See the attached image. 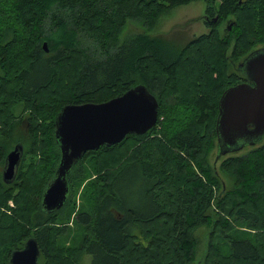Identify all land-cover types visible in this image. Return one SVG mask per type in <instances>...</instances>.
<instances>
[{
	"label": "trees",
	"instance_id": "trees-1",
	"mask_svg": "<svg viewBox=\"0 0 264 264\" xmlns=\"http://www.w3.org/2000/svg\"><path fill=\"white\" fill-rule=\"evenodd\" d=\"M196 1L207 4L209 33L184 45L147 33L120 43L129 21L153 30L164 14ZM263 47L264 0H0V130L10 142L0 133V158L19 142L14 132L26 113L24 157L52 151L21 178L23 158L11 185L0 177V204L16 206L0 224V246L11 243L0 264L30 238L41 247L39 264H76L67 254L73 250L53 246L64 209L41 210L61 157L55 119L67 105L104 103L141 84L158 99L157 126L88 152L69 175L70 184L82 183L86 158L96 163L94 202L75 218L86 231L78 254L91 255L92 264H125L134 252L131 264H193V233L206 226L204 264H264V146L222 160L218 170L232 173L235 188L221 201L218 171L205 155L206 142L217 140L223 93L244 82L238 65ZM129 142L137 148L122 160ZM110 152L111 162L99 156Z\"/></svg>",
	"mask_w": 264,
	"mask_h": 264
},
{
	"label": "water",
	"instance_id": "water-1",
	"mask_svg": "<svg viewBox=\"0 0 264 264\" xmlns=\"http://www.w3.org/2000/svg\"><path fill=\"white\" fill-rule=\"evenodd\" d=\"M42 47L49 52L46 42ZM238 71L244 82L227 89L219 101L216 161L264 141V47L249 54ZM159 110L158 99L143 84L104 103L63 107L54 132L61 157L43 191L42 212L51 215L65 207L71 190L69 175L88 152L118 145L129 135H146L157 126ZM23 158L24 145L19 143L5 159V184L16 181ZM41 255L38 241L30 238L12 252L9 264H39Z\"/></svg>",
	"mask_w": 264,
	"mask_h": 264
},
{
	"label": "rangeland",
	"instance_id": "rangeland-1",
	"mask_svg": "<svg viewBox=\"0 0 264 264\" xmlns=\"http://www.w3.org/2000/svg\"><path fill=\"white\" fill-rule=\"evenodd\" d=\"M207 4L203 1H196L192 4L181 6L174 8L173 10H170L166 14H164L157 24L154 26L153 30H147L143 23L138 21H129L126 25L125 29L123 30L122 34L120 35V43H123L129 36L135 35V34H150V35H163L169 38L170 40L174 41L177 44L184 45L189 40L193 39L194 37L201 36L203 34H207L210 32L209 28L206 27L204 16L206 11ZM237 64V63H236ZM234 64V65H236ZM234 71L233 65L230 66L229 73ZM24 122L23 124L17 126L16 131L14 132V137L17 138L19 141H22L23 143H30V138L28 136V116L27 113L23 116ZM163 116L160 117V120H163ZM3 124L0 125V129H3ZM0 130L2 137L4 138V143H10L9 138L5 136V134ZM38 139H41V134L37 135ZM129 142L126 146V149L122 151V155L120 156V159L123 160L124 157H128L129 154L135 151L137 148L136 143L129 147ZM260 147L264 146V141L259 144ZM259 145H257L259 147ZM4 145V147H6ZM33 146V143H32ZM46 147V145H45ZM256 147V146H255ZM252 146H249L239 152L236 153H229L227 155L222 156L218 161L217 155H218V149H217V140L216 138L212 143L206 142L205 144V155L208 156V160L211 166L216 167L218 171L219 178L221 180V189L218 192L219 200L221 201L223 198H225L226 194L231 190L235 188V178L232 176V173H222L219 172L218 168L221 165L222 160L231 157V156H244L247 155L253 148ZM13 149V148H12ZM11 149V150H12ZM10 150V151H11ZM41 152H38L36 155L33 154V152H29L27 150V155L24 161V166H22V173L21 178H24V176L27 174L28 171V165L30 166L35 161H38L41 157H52V154L50 150L47 148H40ZM114 152H110L107 154H101L100 157H103V159L109 160V162L113 161L115 157ZM48 159V158H47ZM4 160L0 158V177H2L3 172V165ZM95 162L90 160L88 157L86 158L84 162V167L86 169V179L82 183L78 182H72L70 184L71 186V198L70 203L68 207L65 206L63 208V216L58 217L59 226L61 228H57L56 225H53V231L55 234V244L53 245L56 250L59 249H71V253H67L69 255H73L75 259L76 264H92V256L86 253L78 254V249L80 248L82 244V239L86 233V231L78 226V223L75 221L76 215L81 210H86L88 207H90L94 202L95 193L97 191L96 182L98 175L95 172L94 166ZM216 164V166H215ZM58 166V165H57ZM56 167V166H55ZM57 169V168H56ZM117 169L115 165H109V170L113 171ZM56 171V170H55ZM29 177V174L26 176ZM222 184L224 186V191H222ZM222 191V192H221ZM20 193V189L14 190L13 195ZM39 200V199H38ZM15 203L10 199L7 201L6 204H0V217H3V219H0V224L6 225L5 218L12 212V209H14ZM64 224V225H63ZM212 228L210 227H201L198 228L194 233V237L196 239V252L193 259V264H204V258L206 254V250L208 252V247H206V244L208 245L207 238L209 240V237L211 235ZM213 244L217 242V239L214 241H211ZM10 242H8L6 245L0 246V258H3L4 256V250H6L8 247H10ZM209 246V245H208ZM213 251V249L210 250V253ZM5 252V253H6ZM168 251H166L167 253ZM132 255L134 257H131L130 259L125 261V264H131L132 261H134L137 256L138 252H134ZM40 262V261H39Z\"/></svg>",
	"mask_w": 264,
	"mask_h": 264
},
{
	"label": "flooded vegetation",
	"instance_id": "flooded-vegetation-1",
	"mask_svg": "<svg viewBox=\"0 0 264 264\" xmlns=\"http://www.w3.org/2000/svg\"><path fill=\"white\" fill-rule=\"evenodd\" d=\"M19 142H20V141H19ZM19 142H17L16 144H14L13 149L19 144ZM21 142H22V141H21ZM22 143H23V142H22ZM23 145H24V154H25V144L23 143ZM13 149H12V150H13ZM12 150H11V151H12ZM11 151H10V152H11ZM8 154H9V153H8ZM21 164H22V163H21ZM4 165H5V163H4ZM4 165H3V168H4ZM2 175H3V172H2Z\"/></svg>",
	"mask_w": 264,
	"mask_h": 264
},
{
	"label": "bare ground",
	"instance_id": "bare-ground-1",
	"mask_svg": "<svg viewBox=\"0 0 264 264\" xmlns=\"http://www.w3.org/2000/svg\"><path fill=\"white\" fill-rule=\"evenodd\" d=\"M71 191V190H70Z\"/></svg>",
	"mask_w": 264,
	"mask_h": 264
}]
</instances>
